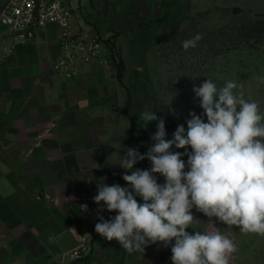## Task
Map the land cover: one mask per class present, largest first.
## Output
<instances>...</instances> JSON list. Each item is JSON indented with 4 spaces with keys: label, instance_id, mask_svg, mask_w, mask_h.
<instances>
[{
    "label": "crops",
    "instance_id": "crops-1",
    "mask_svg": "<svg viewBox=\"0 0 264 264\" xmlns=\"http://www.w3.org/2000/svg\"><path fill=\"white\" fill-rule=\"evenodd\" d=\"M8 1L0 0V12ZM159 1L70 0L85 34L108 44L110 60L83 65L73 78L52 64L59 53L57 25L13 44L0 24V264H172L171 246L129 254L97 234L98 215L116 213H98L93 201L102 178L127 186L119 155L129 147L144 154L152 142L157 121L146 128L138 122L150 110L130 97L118 62L124 66L128 52L144 51L126 39L143 36ZM138 165L151 167L147 159ZM192 213L197 220L187 231H203L205 217L195 208ZM82 240L90 245L88 255L71 258L68 250Z\"/></svg>",
    "mask_w": 264,
    "mask_h": 264
},
{
    "label": "clouds",
    "instance_id": "clouds-1",
    "mask_svg": "<svg viewBox=\"0 0 264 264\" xmlns=\"http://www.w3.org/2000/svg\"><path fill=\"white\" fill-rule=\"evenodd\" d=\"M201 38L183 41V48H194ZM193 92L203 115L189 112L187 128L178 125L172 139H166L165 121L156 112L141 113L138 122L145 128L158 120L152 143L144 154L129 147L119 155L116 165L124 169L127 186L108 185L104 178L97 183V212L116 214L98 215L95 231L129 254L162 244L171 246L172 264H230L236 245L213 218L264 236V112L232 80L218 86L206 79ZM145 159L150 169L135 167ZM193 208L209 219L203 231L190 233L197 220Z\"/></svg>",
    "mask_w": 264,
    "mask_h": 264
},
{
    "label": "rangeland",
    "instance_id": "rangeland-1",
    "mask_svg": "<svg viewBox=\"0 0 264 264\" xmlns=\"http://www.w3.org/2000/svg\"><path fill=\"white\" fill-rule=\"evenodd\" d=\"M139 37L127 44L144 47L126 54L122 74L125 88L138 103L162 117L186 124L189 112L203 115L193 92L206 79L222 86L232 80L243 85L245 98L256 100L264 112V0H160ZM238 6L241 12L234 14ZM199 34L194 48L183 41ZM157 120V121H158ZM154 123L156 121H153ZM206 122V117H205ZM153 123V124H154ZM187 125V124H186ZM205 217L203 230L208 227ZM215 226L236 245L230 264H264V236L245 234L213 218Z\"/></svg>",
    "mask_w": 264,
    "mask_h": 264
},
{
    "label": "built area",
    "instance_id": "built-area-1",
    "mask_svg": "<svg viewBox=\"0 0 264 264\" xmlns=\"http://www.w3.org/2000/svg\"><path fill=\"white\" fill-rule=\"evenodd\" d=\"M78 16L77 7L70 0H9L0 12V24L5 27L6 34L13 44L32 41L40 28L48 24L57 25L59 53L52 64L61 76L73 78L82 73L83 65L110 62L106 55L108 44L98 34L86 35ZM10 51L11 47L6 45L5 52ZM160 119L165 121L166 139L173 138L178 125L183 124L187 128L183 122L167 117ZM172 151L184 150L173 148ZM182 158L187 162V156ZM135 167L145 169L139 165ZM89 251L90 245L82 240L71 246L68 253L71 258L79 259L87 256ZM87 264L98 262L91 260Z\"/></svg>",
    "mask_w": 264,
    "mask_h": 264
},
{
    "label": "trees",
    "instance_id": "trees-1",
    "mask_svg": "<svg viewBox=\"0 0 264 264\" xmlns=\"http://www.w3.org/2000/svg\"><path fill=\"white\" fill-rule=\"evenodd\" d=\"M122 61L121 60H119V62H118V73H119V77H121V75H122Z\"/></svg>",
    "mask_w": 264,
    "mask_h": 264
},
{
    "label": "water",
    "instance_id": "water-1",
    "mask_svg": "<svg viewBox=\"0 0 264 264\" xmlns=\"http://www.w3.org/2000/svg\"><path fill=\"white\" fill-rule=\"evenodd\" d=\"M241 11H242V9H241L240 7H238V6H234L233 9H232V12H233L234 14H237V13H239V12H241Z\"/></svg>",
    "mask_w": 264,
    "mask_h": 264
}]
</instances>
